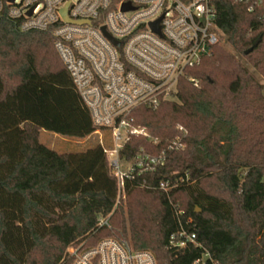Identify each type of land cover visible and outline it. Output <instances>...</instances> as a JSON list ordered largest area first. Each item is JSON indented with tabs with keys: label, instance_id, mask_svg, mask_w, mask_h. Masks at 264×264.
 Here are the masks:
<instances>
[{
	"label": "trees",
	"instance_id": "obj_1",
	"mask_svg": "<svg viewBox=\"0 0 264 264\" xmlns=\"http://www.w3.org/2000/svg\"><path fill=\"white\" fill-rule=\"evenodd\" d=\"M213 3L228 43L264 76V3L253 11L238 0ZM54 43L49 30L22 31L0 17V264H73L70 247L106 237L150 251L157 264H193L204 250L206 264H264V87L255 76L217 45L185 69L175 100L136 107L135 124L157 142L135 135L123 157L157 154L178 134L185 148L135 173L117 204L101 142L60 153L40 141L42 130L83 140L97 129ZM102 134L110 147V132ZM101 217L110 226L99 227ZM181 224L201 247L169 248Z\"/></svg>",
	"mask_w": 264,
	"mask_h": 264
},
{
	"label": "built area",
	"instance_id": "obj_2",
	"mask_svg": "<svg viewBox=\"0 0 264 264\" xmlns=\"http://www.w3.org/2000/svg\"><path fill=\"white\" fill-rule=\"evenodd\" d=\"M253 11L264 0H238ZM214 0H0V17L17 20L22 31H51L55 48L74 86L89 108L95 133L110 132V147L101 144L118 181L117 204L126 197V182L135 173L155 171L168 154L185 148L181 134L157 154L141 150L132 160L122 156L135 135L148 137V129L135 124L132 111L141 105L156 108L176 99L185 69L200 63L220 45L224 32L216 25ZM132 8L124 11L123 5ZM67 10L68 20L62 14ZM159 21L160 33L151 24ZM119 44H115L103 31ZM195 86L198 80L189 78ZM183 131V128L180 127ZM176 184L161 182L169 192ZM180 181V182H179ZM180 217L182 210H176ZM192 223L191 219L187 224ZM99 227L110 226L101 217ZM199 245L196 234L181 224L171 235L169 248ZM201 247V245H199ZM73 264H157L147 250H136L126 240L101 239L92 247H70ZM213 261L204 250L193 264Z\"/></svg>",
	"mask_w": 264,
	"mask_h": 264
},
{
	"label": "rangeland",
	"instance_id": "obj_3",
	"mask_svg": "<svg viewBox=\"0 0 264 264\" xmlns=\"http://www.w3.org/2000/svg\"><path fill=\"white\" fill-rule=\"evenodd\" d=\"M225 48V50L232 56L236 61L243 64L249 72L255 76V78L259 81L261 85L264 87V76L258 72L253 63L249 62V60L242 54L237 52L227 41L226 35H223L222 42L220 44ZM179 127V125H178ZM103 136L102 132L100 134L94 133L93 135L83 139L78 140L74 138H67L60 136L56 133L42 130L40 132V141L47 145L49 148L56 150L60 153L70 152V151H82L86 150L90 147L96 146L99 142H101ZM126 197L122 199L124 203L126 202ZM107 238V237H106ZM71 248L68 249V251Z\"/></svg>",
	"mask_w": 264,
	"mask_h": 264
},
{
	"label": "water",
	"instance_id": "obj_4",
	"mask_svg": "<svg viewBox=\"0 0 264 264\" xmlns=\"http://www.w3.org/2000/svg\"><path fill=\"white\" fill-rule=\"evenodd\" d=\"M130 8H132V5H131V3H125L124 5H123V10L124 11H126V10H129ZM62 14L64 15V17L68 20V17H67V10H66V8L65 9H63L62 10ZM159 21L160 20H158V21H156V22H154V23H152L151 24V26H152V28H153V30H155L156 32H158V33H160V27H159ZM103 31L105 32V34L115 43V44H119L118 43V41H116V40H114L107 32H106V29L105 28H103ZM259 42H260V39H258L255 43H254V46H257L258 44H259ZM252 51V48L251 49H249V50H247L246 52H245V54H249L250 52ZM200 211V210H199Z\"/></svg>",
	"mask_w": 264,
	"mask_h": 264
}]
</instances>
